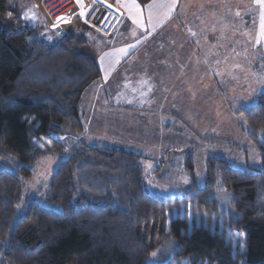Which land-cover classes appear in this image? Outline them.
<instances>
[{"label": "trees", "instance_id": "1", "mask_svg": "<svg viewBox=\"0 0 264 264\" xmlns=\"http://www.w3.org/2000/svg\"><path fill=\"white\" fill-rule=\"evenodd\" d=\"M9 13L17 8L0 0V15ZM39 33L38 26H0V154L22 163L0 171L1 264H148L167 237L188 264H264V141L254 138L260 168L209 159L201 186L189 158L190 190L177 198L153 194L137 152L86 140L70 145L57 136L83 131V94L102 68L83 49L88 41L81 29L63 31L52 43ZM240 114L251 129H264V90ZM67 148L72 155L59 162L49 184L51 206L30 200L18 214L23 179L32 176L37 159ZM217 181L231 195L229 211L211 194ZM214 211L223 214L232 234L243 235L242 252L227 230L212 229L199 215Z\"/></svg>", "mask_w": 264, "mask_h": 264}, {"label": "rangeland", "instance_id": "2", "mask_svg": "<svg viewBox=\"0 0 264 264\" xmlns=\"http://www.w3.org/2000/svg\"><path fill=\"white\" fill-rule=\"evenodd\" d=\"M79 1L90 3L91 8L86 11L93 10L94 3ZM137 1L143 5L137 19H143L144 29L133 23L130 8L126 10L128 0H109L107 6L101 5L107 13L100 29L109 33L108 36L97 35L93 29L79 28L74 23L61 22L62 28L58 31V24L44 9L42 0H19V8L18 0H14L18 13L0 15V26H38L39 35L51 43L58 40L63 31L81 29L85 32L80 36L88 41V46L83 49L99 63L103 57L102 76L82 98L83 112L86 119L91 120L86 123L87 129L81 131L82 134L69 131V135L57 136L69 140L70 145L82 140L93 143L104 139L110 141V145L137 152L145 169V187L165 198L182 197L190 190L192 177L185 170L189 158L194 165L195 182L201 186L206 184L209 159H226L229 165L238 169L260 168L261 154L254 138L264 141V129H251L240 114V109L257 102L264 90L260 5L256 0H176L172 17L161 24L155 10L152 23L148 22L147 5L153 0ZM76 3L75 0L62 2L57 7L58 14L71 11ZM112 5L114 8L120 5L126 10L122 23L129 19L132 26L129 31L120 34L117 26L108 23L114 17L115 21L120 18L112 13ZM29 7L33 9L28 11ZM135 11L132 8L133 14ZM33 12L38 19L30 22ZM80 14L82 16L84 12ZM86 21L95 26L88 16ZM153 25L156 27L154 32ZM122 48L128 49L126 56L118 51ZM130 105L133 116L127 117V106ZM96 111L100 115L95 114ZM126 119L131 122L128 123L130 127L126 126ZM71 155L67 148L37 159L32 166V176L23 179L18 214L30 200L51 206L48 205L50 181L59 162ZM21 165L12 154H0V171L17 170ZM158 168L162 170L160 175L155 174ZM217 185L211 194L229 211L231 195L219 186L218 181ZM52 208L61 210L60 206ZM199 215L212 229L216 226L219 230H227L235 250L243 251V235L237 231L232 234L225 227L223 214L214 211ZM153 252L156 256L150 254L148 264H188L184 258H177V243L171 237L164 238ZM3 255L0 241V264Z\"/></svg>", "mask_w": 264, "mask_h": 264}, {"label": "crops", "instance_id": "3", "mask_svg": "<svg viewBox=\"0 0 264 264\" xmlns=\"http://www.w3.org/2000/svg\"><path fill=\"white\" fill-rule=\"evenodd\" d=\"M14 0H11V4L13 5V2ZM23 1H25V0H23ZM86 1H90V2H92V3H94V7H93V9L96 7V5H103V6H107L108 4V1L109 0H86ZM134 3H136V4H139L140 6H143V5H141L140 3H138V1L137 0H128V2H127V4H128V7L126 6V10L127 9H129V8H132V5L134 4ZM90 3H88V5H89ZM118 5V4H117ZM14 6V5H13ZM17 6H18V8L20 7V3H19V0H18V3H17ZM91 6V5H90ZM89 6V7H90ZM115 7L116 8H114L113 7V5L111 6V10H112V13H116L117 15H118V17H120V18H118L117 19V21H115V17L110 21V22H108L109 24H111V26H114V27H118V32L120 33V34H122L123 32L125 33L126 31H129V28H131L132 26H130L131 25V23H129V19H127L126 20V22L123 24L122 22V20H123V18H125L126 17V15H125V13L124 12H126V10H124L120 5L119 6H116L115 5ZM120 7V8H119ZM91 8V7H90ZM27 9H29L28 11H30V10H32L33 8L32 7H29V8H27ZM115 9H117V10H115ZM92 10V9H91ZM20 11V10H19ZM44 12H45V10H44ZM84 12V14L80 17V18H76V20H75V22H74V25L76 26V25H79V28H81V27H84V28H86L87 30L88 29H93L92 31H94L97 35H107L108 36V34L109 33H105V31H102V29H100V27H102L101 25H103L104 24V19L102 20V22L100 23V24H98V25H95V26H92L90 23H88L87 21H86V18H87V16H88V12H90V11H83ZM32 14H34L33 16V19H32V21H30V22H35V21H37V16L35 15V13L33 12ZM47 14V13H46ZM38 15V14H37ZM105 18V17H104ZM118 23H119V25H118ZM108 24V25H109ZM74 25H72V26H74ZM128 26V27H127ZM70 27V26H69ZM95 28V29H94ZM116 29V28H115ZM83 32H85V31H83ZM161 55H162V53H161ZM163 55H165L164 53H163ZM137 59H139L138 57H137ZM136 59V60H137ZM141 59V58H140ZM216 59V58H215ZM98 60V59H97ZM99 61V60H98ZM200 64V63H199ZM100 65H101V68H102V71H103V66H102V64H101V62H100ZM127 107H129L128 108V110H129V113H126V114H128V116L127 117H129V116H133V115H130L131 114V111H132V109H133V106H127ZM126 107V108H127ZM104 113H107L105 110H104ZM103 113V114H104ZM95 114H97V115H100V114H98V112L96 111L95 112ZM113 114H116V112H113ZM81 115H82V121H83V124H84V129H83V131H85V129H87L86 128V123L87 122H89V121H91V120H87L86 119V114H85V112H83V107L81 106ZM137 115H135V117H136ZM88 118H89V116H87ZM98 119H100V117L98 118ZM92 123V122H91ZM128 123H131L129 120H127L126 119V126H129L130 127V125L128 124ZM134 124H135V122H134ZM134 127H136V125H134L133 126V128ZM79 134H82V132H79ZM106 139V138H105ZM95 142H99V143H111L110 141H106V140H104V139H102V140H99V141H95ZM95 142H93V143H95Z\"/></svg>", "mask_w": 264, "mask_h": 264}, {"label": "snow or ice", "instance_id": "4", "mask_svg": "<svg viewBox=\"0 0 264 264\" xmlns=\"http://www.w3.org/2000/svg\"><path fill=\"white\" fill-rule=\"evenodd\" d=\"M77 2L79 3V0H77ZM256 3L260 5L261 7V12H260V38L262 40H264V0H256ZM148 7V22L152 23L153 20V12L155 10V14L156 16L159 18V23L163 24L165 22H167L173 15L174 11H175V7H176V0H170V2H161V3H157L156 0H153V3L147 5ZM132 8H135L136 11L133 14L132 13ZM132 8L129 9L130 14H132V21L134 24H137L141 29L145 28L143 19H137V17L141 16L142 14V9L141 6L139 4L134 3L132 5ZM10 15V13H9ZM25 18H28L27 16ZM156 30L155 25H153L152 31L154 32ZM150 34V33H149ZM193 36H195L196 34L193 32L192 33ZM260 41L258 40L257 43H259ZM131 47H134V45H132ZM122 56H126L128 54V49L127 48H122L118 50ZM106 56H110L112 55V53H105ZM119 59V58H118ZM118 62V61H117ZM101 63H103V57H101ZM262 83H264V80L261 81ZM152 257L156 256V253L153 252L151 253Z\"/></svg>", "mask_w": 264, "mask_h": 264}, {"label": "built area", "instance_id": "5", "mask_svg": "<svg viewBox=\"0 0 264 264\" xmlns=\"http://www.w3.org/2000/svg\"><path fill=\"white\" fill-rule=\"evenodd\" d=\"M64 1L66 0H42L44 9L46 10L50 18L58 25L61 24V22L68 23V24L74 23L75 16L81 13V11H84V10L86 11V9L90 6L85 2L83 4L80 1L79 3L78 2L76 3V0H75L76 6L73 9H71V11L68 10L65 13L58 14L59 9L57 7L59 6V4H61ZM72 1L73 0H70L71 3Z\"/></svg>", "mask_w": 264, "mask_h": 264}, {"label": "water", "instance_id": "6", "mask_svg": "<svg viewBox=\"0 0 264 264\" xmlns=\"http://www.w3.org/2000/svg\"><path fill=\"white\" fill-rule=\"evenodd\" d=\"M106 13H107V9L102 8L101 5H98L96 6V8H94L93 10H91V12L88 13V20L90 22H93L95 25H98L102 22ZM79 17H81L80 13L76 15V18H79ZM61 28L62 27L60 24L56 27L58 31H60Z\"/></svg>", "mask_w": 264, "mask_h": 264}]
</instances>
